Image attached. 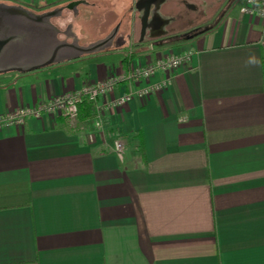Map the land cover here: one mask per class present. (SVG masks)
Returning <instances> with one entry per match:
<instances>
[{
    "label": "crops",
    "instance_id": "1",
    "mask_svg": "<svg viewBox=\"0 0 264 264\" xmlns=\"http://www.w3.org/2000/svg\"><path fill=\"white\" fill-rule=\"evenodd\" d=\"M142 1L0 0V115L193 53L78 128L0 130V264H264V23L242 0H158L141 39Z\"/></svg>",
    "mask_w": 264,
    "mask_h": 264
},
{
    "label": "built area",
    "instance_id": "2",
    "mask_svg": "<svg viewBox=\"0 0 264 264\" xmlns=\"http://www.w3.org/2000/svg\"><path fill=\"white\" fill-rule=\"evenodd\" d=\"M240 13L255 17L264 23V0H243ZM149 49L152 50L153 45H149ZM192 55L191 51L176 55H158L149 58L144 65H136L129 61L127 70L124 73H111L103 81L86 83L77 91L43 101L35 107H20L9 114L0 115V130L10 127H21L28 120L39 119L42 116L62 118L70 128H78V107L83 99L92 102L96 112L99 99L115 93L121 84H128L131 90L109 102L108 107L119 108L125 106L133 99H145L153 93L164 90L168 86V79L155 84L151 83L150 81L153 77L157 74L170 76L183 64L187 63ZM142 82H147L148 84L138 86ZM100 127L101 122L96 120L95 128L98 130ZM91 138L92 135H89L88 139L90 140ZM112 151L121 160L125 151L123 143L114 141L112 143Z\"/></svg>",
    "mask_w": 264,
    "mask_h": 264
},
{
    "label": "water",
    "instance_id": "3",
    "mask_svg": "<svg viewBox=\"0 0 264 264\" xmlns=\"http://www.w3.org/2000/svg\"><path fill=\"white\" fill-rule=\"evenodd\" d=\"M158 0H144L137 5V9L142 11L141 19V39H143L146 29L148 27V19L150 15L151 6L155 4Z\"/></svg>",
    "mask_w": 264,
    "mask_h": 264
},
{
    "label": "trees",
    "instance_id": "4",
    "mask_svg": "<svg viewBox=\"0 0 264 264\" xmlns=\"http://www.w3.org/2000/svg\"><path fill=\"white\" fill-rule=\"evenodd\" d=\"M95 107L94 104L87 99H83L78 107V120L85 121L95 118Z\"/></svg>",
    "mask_w": 264,
    "mask_h": 264
},
{
    "label": "rangeland",
    "instance_id": "5",
    "mask_svg": "<svg viewBox=\"0 0 264 264\" xmlns=\"http://www.w3.org/2000/svg\"><path fill=\"white\" fill-rule=\"evenodd\" d=\"M4 1H7V2H9V0H4ZM235 1H237V0H235ZM235 1H234V2H235ZM242 1H243V0H242ZM167 54H171V53H167Z\"/></svg>",
    "mask_w": 264,
    "mask_h": 264
},
{
    "label": "bare ground",
    "instance_id": "6",
    "mask_svg": "<svg viewBox=\"0 0 264 264\" xmlns=\"http://www.w3.org/2000/svg\"><path fill=\"white\" fill-rule=\"evenodd\" d=\"M158 34V33H157Z\"/></svg>",
    "mask_w": 264,
    "mask_h": 264
}]
</instances>
